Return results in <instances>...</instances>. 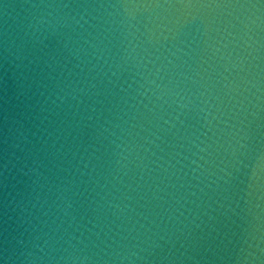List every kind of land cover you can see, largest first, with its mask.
Instances as JSON below:
<instances>
[{
    "label": "water",
    "instance_id": "95a60500",
    "mask_svg": "<svg viewBox=\"0 0 264 264\" xmlns=\"http://www.w3.org/2000/svg\"><path fill=\"white\" fill-rule=\"evenodd\" d=\"M0 264H264V0H0Z\"/></svg>",
    "mask_w": 264,
    "mask_h": 264
}]
</instances>
